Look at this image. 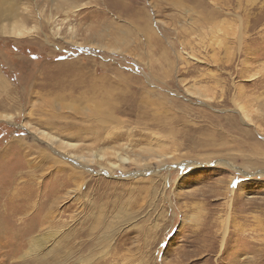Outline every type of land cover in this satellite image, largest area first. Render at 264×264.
Instances as JSON below:
<instances>
[{
	"label": "rangeland",
	"instance_id": "obj_1",
	"mask_svg": "<svg viewBox=\"0 0 264 264\" xmlns=\"http://www.w3.org/2000/svg\"><path fill=\"white\" fill-rule=\"evenodd\" d=\"M11 3L0 264H264V0Z\"/></svg>",
	"mask_w": 264,
	"mask_h": 264
},
{
	"label": "bare ground",
	"instance_id": "obj_2",
	"mask_svg": "<svg viewBox=\"0 0 264 264\" xmlns=\"http://www.w3.org/2000/svg\"><path fill=\"white\" fill-rule=\"evenodd\" d=\"M7 1L8 0H0V24L4 23V22L8 23V25L3 26L2 29L5 31L7 29V31H8L7 33L12 34V35L13 34H16V35L18 34L20 36L24 35L25 33H27L25 25L27 24L26 21H28L27 18L30 19V16L28 15L30 12L27 11V12L21 13L18 9L17 3L7 4ZM17 1L21 2L22 0H17ZM30 15H32V14H30ZM96 229H97V227H94V228L91 227V229L89 227L88 228L89 231H83L82 237H84V239L81 241L82 244H77L75 242L71 243L70 248L72 250H77L78 252H80V254H81L80 263H82V264H91L93 261H94L93 262L94 264H100L99 263L100 259H101L100 256H101V254L103 256L105 253L104 250L101 249V248H103V242H101V240L98 238L99 237L98 232L97 233L94 232V230H96ZM113 231H114V229H113ZM109 233H110L109 235L104 236V238H105L104 247H107V250L110 249V246H111V244L114 240V236H115V234H114L115 232H113L112 234H111V232H109ZM90 234H92V235L95 234V237L93 239H89L88 236H90ZM43 240H44V238L41 236H38L35 238L33 237L31 239L32 245L30 247V251L35 249L36 251L34 252V254L39 255V253L41 252V250L45 247V245L47 243L46 241H43ZM77 245H79L80 247L82 246V249H80V250L77 249L78 248ZM88 251H89V253H88ZM52 252H54V250L51 251V253ZM87 253L89 254V256L87 255ZM50 254H48V255H50ZM42 255L45 256L44 254H42ZM40 260H42V259H40ZM47 264H50V263H47ZM51 264H53V263H51ZM105 264H107V263H105Z\"/></svg>",
	"mask_w": 264,
	"mask_h": 264
}]
</instances>
